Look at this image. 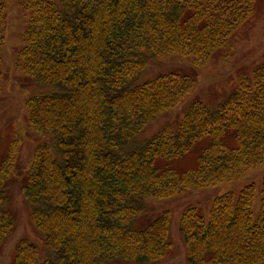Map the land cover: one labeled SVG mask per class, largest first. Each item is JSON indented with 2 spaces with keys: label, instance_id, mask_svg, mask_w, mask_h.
Wrapping results in <instances>:
<instances>
[{
  "label": "trees",
  "instance_id": "16d2710c",
  "mask_svg": "<svg viewBox=\"0 0 264 264\" xmlns=\"http://www.w3.org/2000/svg\"><path fill=\"white\" fill-rule=\"evenodd\" d=\"M257 0H23L17 69L34 95L28 126L47 141L26 169L13 138L0 161V250L14 230L7 184L17 181L44 258L21 239L10 264L157 263L172 251L170 214L141 220L144 201L170 200L241 178L264 165V61L214 109L196 101L176 127L143 138L190 94L196 80L169 72L141 83L149 63L170 55L202 69ZM8 24L0 3L1 53ZM205 142L204 146L201 145ZM195 156L192 169L173 162ZM259 200L258 213L254 205ZM188 264H264V176L239 193L180 216Z\"/></svg>",
  "mask_w": 264,
  "mask_h": 264
},
{
  "label": "rangeland",
  "instance_id": "374dc122",
  "mask_svg": "<svg viewBox=\"0 0 264 264\" xmlns=\"http://www.w3.org/2000/svg\"><path fill=\"white\" fill-rule=\"evenodd\" d=\"M23 0H0L7 6L8 24L5 29V45L1 58L3 82L0 92V161L8 143L13 138L20 140L18 165L26 169L29 164L33 147L47 141L38 135L27 124V113L24 109L26 99L34 95V87L28 88L22 73L17 69L16 54L22 47L21 34L26 24V14L22 10ZM256 17L247 25L239 28L227 44L218 50L202 69H193L189 59L178 55H170L166 59L149 63L141 83L158 75L178 72L191 75L196 80L193 91L188 94L175 108L168 110L155 120L146 130L143 138L156 134L164 126L176 127L182 120L188 107L196 101L203 102L209 109H214L244 79H251L253 69L264 61V0H257ZM202 142L199 146H204ZM195 156L173 162V167L183 172L195 165ZM264 176V165L245 173L239 179L223 181L216 186L193 190L186 195L170 200L144 201L145 211L141 220L156 218L162 212L170 214V235L172 253L154 264H188L187 251L177 231L181 213L188 208H196L207 220L212 200L224 193L238 194L247 185L253 184L259 190ZM10 180L7 191L10 199V210L14 216V230L5 240L0 250V264H10L17 243L28 239L39 250L40 259L44 258L43 238L32 227L26 203L19 193L17 181ZM259 210V200L254 205V214ZM117 264H138L123 262ZM153 264V263H151Z\"/></svg>",
  "mask_w": 264,
  "mask_h": 264
}]
</instances>
